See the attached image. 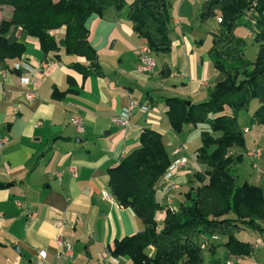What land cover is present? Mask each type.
Instances as JSON below:
<instances>
[{
  "label": "crops",
  "instance_id": "obj_1",
  "mask_svg": "<svg viewBox=\"0 0 264 264\" xmlns=\"http://www.w3.org/2000/svg\"><path fill=\"white\" fill-rule=\"evenodd\" d=\"M178 1L182 3L179 16L173 14L172 2V27L173 30L179 27L183 34L176 37L171 66L169 60H165L168 67L161 61L156 70L146 73L133 69L137 47L144 39L133 31L125 12L110 9L103 16L92 15L87 22L89 39L98 54L106 53L113 39L114 46L120 43L122 48L123 59L118 69L101 68L102 75L85 76L82 69L91 66L84 57L68 52L65 47L45 54L38 38L18 25L10 28L8 40L23 42L26 51L19 58L0 61V264H33L40 250L46 252L47 264H102L101 258L109 254L118 264H133L128 256H114L110 248H114L117 238L142 231L144 225L131 208L104 197L103 191L110 192L107 170L140 147V135L145 128L162 134L172 160L175 158L172 150L178 145L184 143L187 151L192 131L200 133V130L186 125L183 132H175L167 117L164 99L206 101L220 79L207 54L211 34L219 28L216 18L209 20L205 31L195 36L188 32L181 19L186 7L183 8V0ZM200 9L201 5L194 9L197 16ZM11 13V6H0V22ZM243 27L251 34L249 28ZM63 33L62 29L52 31L57 39ZM26 59L35 64L49 62L42 79H38L37 73L11 70V66ZM74 63L84 67H73ZM4 67L9 68L6 74L2 72ZM165 67L168 70L161 73ZM22 75L31 79L29 86L23 84ZM30 89L37 93L33 100L25 95ZM130 101H136L139 106L129 124L115 123L113 118ZM142 105L148 110H143ZM74 112L83 117L84 132L77 131L71 123ZM251 113L248 117L239 115L243 130L248 129L244 134L251 132L246 125ZM255 127V139L264 140V126ZM73 167L75 174L70 172ZM192 175L188 169L178 173L176 180L180 181L181 188L174 189L170 197L162 178L156 192L158 201L172 208L182 204L185 191L197 181ZM168 198L170 204H166ZM30 211L37 212L35 220H28ZM57 215L67 220L65 233L74 248L70 259L57 256ZM163 217L164 211H160L158 221ZM242 233L237 234L240 240L254 243L251 234L242 239L239 236ZM212 237H208L210 242ZM226 241L227 237L219 235L213 242L217 258L221 257L220 249L226 253ZM147 252L153 256L155 250L149 247ZM243 258L248 257H237L244 261ZM105 262L109 264L107 257Z\"/></svg>",
  "mask_w": 264,
  "mask_h": 264
},
{
  "label": "trees",
  "instance_id": "obj_2",
  "mask_svg": "<svg viewBox=\"0 0 264 264\" xmlns=\"http://www.w3.org/2000/svg\"><path fill=\"white\" fill-rule=\"evenodd\" d=\"M0 6L12 7L10 17L0 22V61L25 53L23 42L11 43L7 38L10 28L18 25L38 38L45 54L71 49L90 62V68L82 69L85 76L102 75L87 22L92 15L103 16L110 9L126 13L133 31L152 53L172 50V0H0ZM217 16L222 21L211 34L207 54L220 79L209 99L190 105L180 97L164 99L175 132H183L186 125L200 130L202 144L197 153L208 170L194 173L199 186L186 193V202L178 209L158 201L157 187L172 159L162 134L152 128L142 130L139 148L107 170L115 200L131 208L144 225L142 231L117 238L110 248L114 256H128L133 264H227L216 258L215 247L207 256L203 236H225L229 254L248 257L255 246L237 234L246 229L264 233V189L239 182L231 168L243 156L229 153L231 148L247 145V128L243 130L239 121L242 112L252 111L251 124L264 126V0H205L199 20L206 23ZM245 17L252 41L258 45L254 59H249L245 40L236 34ZM57 29L64 32L60 39L52 34ZM73 67L84 66L74 63ZM212 146L215 149L209 151ZM160 211H164L161 222L157 219ZM149 247L155 250L153 256L147 252Z\"/></svg>",
  "mask_w": 264,
  "mask_h": 264
},
{
  "label": "rangeland",
  "instance_id": "obj_3",
  "mask_svg": "<svg viewBox=\"0 0 264 264\" xmlns=\"http://www.w3.org/2000/svg\"><path fill=\"white\" fill-rule=\"evenodd\" d=\"M128 1H132V0H128ZM204 1L205 0H183V3H184L183 8L186 7V9H184V11L182 12L183 15L181 16V19H182L184 25L186 26V29L188 30V32L189 33L192 32V34L195 36H199L202 32H204L205 31V25L208 23V22L202 23L199 20L196 13L194 12V9L197 8L198 5H202ZM172 2L174 3V7H175V9L173 10V14H177L179 16L180 14H179L178 10H179L180 6L182 5V3H180V1H178V0H172ZM214 18H216L218 24L222 21V18L220 16H217ZM219 18H221V20H219ZM242 22H244V23L241 26L237 27L236 34L239 38H242L245 40V42H246V54L249 57V59H254V57L256 56V52L258 51V45L252 41L253 40L251 38L252 33L251 34L248 33V30H246L243 27V25L245 27H247L246 24H248V22H249L248 18L245 17ZM172 33H173L172 34L173 35V41H172V50L169 53L170 55H168V57L166 56L167 54H165V53H156V54L152 55V57L156 61V66L154 68L155 70L160 66L161 61H162L164 66H166V67H168V65L171 66L170 58L172 57V51H174V52L176 51V47H175L176 37L178 36V34L180 35V33L183 34L179 27L175 28V30H173ZM121 50H122V48H121L120 43H118L114 46V39H113L111 41V43L109 45V49L106 51V53H104L102 51L100 54H98L99 64H100L101 68H103L105 71H108V69H114V67L118 69V63L120 61H122V59H123V57L120 55ZM165 60H169L168 65L165 64ZM135 61L136 62H135V65L133 66V69H135L136 72H140L138 70V66L140 64L138 55L135 57ZM125 64L126 65L129 64L127 57H126V63ZM242 114H244V116L248 117L247 112L246 113L242 112ZM241 125H243V124L241 123ZM246 125L251 128V132L245 133V137H246L247 142H248L246 147L245 148L234 147V148H231L229 150V153L234 154V156L242 155L243 160H242V162L234 163L232 165L231 169L233 170V172L236 175H238L240 183H242L244 181H248L251 184L261 186L264 189V140L255 139L254 135L256 134L257 129H256L255 125L251 124L250 120L247 121ZM192 132H193L192 133L193 137L191 139V142L188 140V145H187L188 150L186 151V155H187V159H188L187 167H188L189 171L193 172V175L191 176V178L194 176L195 172H203L204 173V172H206V170H208V166L206 165V163H203L198 158L197 149L202 144L201 138L199 135L200 133L199 132L197 133L195 131H192ZM214 149H215V146H212L209 149V151H213ZM208 178L209 177L207 176L206 182H208ZM198 186H199L198 181H195L194 185L192 186L193 188H190V189H189V187L187 188V190L185 191V201L183 203L186 202V193L196 189ZM180 188H181V183H180V186L175 190H178ZM175 190L174 189L170 190V192L168 193V194H170L169 197L171 195H173V191H175ZM170 202L171 201L169 200V198L166 199V204H170ZM180 205L179 206L176 205V206L179 208ZM177 207H173V209H178ZM247 234H251L253 236V238L251 237V239H253L254 243H251V244H254V246H255L254 254L252 256H248V258H243L244 261H242V259H240V260L237 259V257H242V256L236 257V255H231L225 249V251L227 253V255H226V253H224L223 249H220L221 257L219 259L221 260L222 263H227V264H249V263H251V264H264V233H258L252 229H246L244 231V233L240 234L239 236L242 239H244V237L247 236ZM212 236L213 237L211 239V242H210V239L208 237H205V236L202 237L207 256L210 254L213 247H215V249H216V246H214L215 243L213 244V242L217 241L219 235L215 234ZM220 236H222V235H220ZM232 256H235V257H232ZM207 264H210V263H207Z\"/></svg>",
  "mask_w": 264,
  "mask_h": 264
},
{
  "label": "built area",
  "instance_id": "obj_4",
  "mask_svg": "<svg viewBox=\"0 0 264 264\" xmlns=\"http://www.w3.org/2000/svg\"><path fill=\"white\" fill-rule=\"evenodd\" d=\"M221 20V18H219ZM253 22V21H252ZM138 57H139V66L138 70L142 73L151 72L154 70L156 66V61L152 57L153 53L150 50L149 46L143 42L137 47ZM48 61H41L38 64L33 63L31 60L26 59L21 64L17 63L16 65L11 66V70H19L25 72L26 74L37 73L38 79H42L46 74V70L49 67ZM7 69L4 67L2 69L3 74L7 73ZM22 82L25 86H29L31 83V79L28 75H22ZM35 84V83H34ZM26 98L28 100H33L37 97V93L34 90H26L25 91ZM138 103L136 101H130L129 104L123 108L120 114L113 118V121L121 126H127L132 117L133 111L138 107ZM141 108L143 110H148L147 106L142 105ZM71 123L76 127L77 131L84 132V119L80 113L74 112L71 116ZM247 131V129H245ZM186 151L185 144H180L175 147L172 151V155L175 157L172 160L168 170L163 176L166 184V191L170 192L172 189H177L180 186V181L176 180V176L183 170H187L188 159L187 156L183 155V152ZM70 172L75 174V168H70ZM60 176V173H57ZM103 195L105 198L114 201L115 198L109 191H103ZM37 218L36 211H30L28 214V220L32 221ZM55 225L57 226L59 232L56 236V243L58 246L57 256L59 259H70L74 256V248L72 241L66 236L65 230L67 227V220L64 216H55ZM46 252L39 251L37 258L34 260L33 264H47L45 262ZM105 257L108 258L109 264H118L117 259L112 257V255H106L101 258L102 264H107L105 262Z\"/></svg>",
  "mask_w": 264,
  "mask_h": 264
},
{
  "label": "water",
  "instance_id": "obj_5",
  "mask_svg": "<svg viewBox=\"0 0 264 264\" xmlns=\"http://www.w3.org/2000/svg\"><path fill=\"white\" fill-rule=\"evenodd\" d=\"M65 44V41L64 40H62L61 41V45H64ZM68 52H72V50L71 49H68L67 50ZM99 63V62H98ZM187 103L190 105L191 104V102L190 101H187Z\"/></svg>",
  "mask_w": 264,
  "mask_h": 264
}]
</instances>
